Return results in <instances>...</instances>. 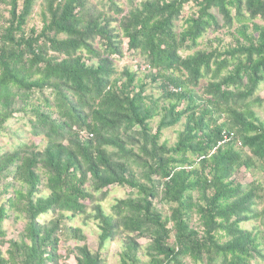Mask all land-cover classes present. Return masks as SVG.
<instances>
[{"label": "trees", "instance_id": "trees-1", "mask_svg": "<svg viewBox=\"0 0 264 264\" xmlns=\"http://www.w3.org/2000/svg\"><path fill=\"white\" fill-rule=\"evenodd\" d=\"M40 1L43 28L27 33ZM107 1L105 11L89 0H0L9 17L0 33V134L21 115L46 142L42 150L24 143L0 153V242L8 245L0 264H62V236L85 241L65 220L87 214L93 193L115 186L131 189L129 197L109 215L96 205L90 217L101 231L99 252L126 234L121 264H142L140 238L149 240L147 264L264 261V190L234 178L257 161L264 171V123L252 110L264 105L256 98L264 83V27L256 23L264 21V0H128V11ZM190 3L198 10L185 18ZM224 28H236V45L182 54ZM125 42L144 59L161 98L146 95L136 72L118 73ZM183 118L176 144H160L162 130ZM225 135L233 141L219 146ZM237 140L251 157L235 149ZM40 171L48 196L40 195ZM159 197L172 205L167 218L155 210ZM17 213L26 227L7 241L4 223ZM192 214L201 230L191 227ZM249 222L262 231L245 229ZM99 252L70 251L76 264H105Z\"/></svg>", "mask_w": 264, "mask_h": 264}, {"label": "rangeland", "instance_id": "rangeland-1", "mask_svg": "<svg viewBox=\"0 0 264 264\" xmlns=\"http://www.w3.org/2000/svg\"><path fill=\"white\" fill-rule=\"evenodd\" d=\"M94 6L100 9L108 10V1L107 0H89ZM119 5L122 6L126 11H128V0H117ZM143 0H138V2ZM197 7L194 4L190 3L184 9L183 17H188L193 15L197 11ZM43 11L44 4L42 1L38 2L34 8L33 14L31 15L28 23L25 27L27 33L32 29L40 32L43 28ZM216 14V12H214ZM112 14V13H111ZM217 15V14H216ZM218 19L221 21V17L218 16ZM9 19L7 9L5 6L0 4V33L2 27L5 26L7 20ZM259 26L264 27V21L259 20L256 22ZM182 25V22L178 23V26ZM236 28L227 29L224 28L217 32H208L199 40V47L196 50L192 51H183L184 56L193 54L195 51H210V50H219L223 52L225 49L236 45L237 36ZM124 57L122 59H115V64L118 70V73H121L125 68L130 69L132 72H136L138 76V83L147 84L146 95L154 99L162 97V91L160 89V84L152 81L148 75L150 74L149 70L146 68L145 61L142 56L134 54L131 51H128L127 42L123 45ZM115 58V57H114ZM207 84V80L203 81L200 88L196 89L199 94H202V90ZM256 98L264 99V83L260 85L258 92L256 93ZM252 102V101H251ZM250 103V102H249ZM168 102L161 101L160 107L163 108L168 106ZM257 118L260 119V122L264 123V105L261 107H254L252 109ZM225 116V115H223ZM224 118V117H223ZM161 117H156L150 122V127L153 133H156ZM185 119L171 128L162 130L160 137V144H167L168 147H173L177 140L178 135L184 129ZM31 143L37 146L40 150L45 147V141H42L41 138L33 137L30 131V126L26 119H22L21 115H16L14 119H11L4 130L0 134V153H4L8 150L19 146L20 144ZM235 149L242 151L245 157H251L250 151L245 148L242 149L240 142L237 140L235 143ZM40 174L43 176V172L40 171ZM235 180L244 185L249 186L255 184L264 190V171L260 163L257 161L255 166L251 169L241 168L238 169L234 175ZM46 178L43 176V185L41 186V196H48L50 192L45 188ZM132 190L127 187H111L105 189L101 192L93 193L94 202L90 204L87 208V214L78 215L71 220H65L67 226H72L74 228H80L83 235L85 236V241L78 242L72 238L69 239L66 235L62 236L61 243L59 245V254L63 257L61 260L62 264H76L74 259V254L70 253L76 246L87 245L91 252H99V236L101 234L99 224L93 218L90 217V214H94V207L99 205L103 208V211L106 214L112 213V208L117 204L118 201L125 200L129 197ZM11 195H8V198ZM5 198V197H3ZM4 201V200H3ZM155 210L160 212L163 218H167L170 215V206L169 204L164 203L161 198L154 200ZM257 210H261V205L256 207ZM54 215L49 214L42 217L43 221L50 220ZM191 227L201 230L199 217L195 214H192L190 219ZM26 227V220L21 214H12L11 217L4 223V229L7 232L6 240H16L20 239V235L23 233ZM172 227V224L169 225ZM243 227L249 231H262V226L259 222H249L243 224ZM135 236V234L131 235ZM126 234H119L113 241L108 242L105 247L99 252L105 260V264H121V254L123 252V243L125 241ZM138 242L143 246L142 250L139 253V258L142 264H147L149 262V257L146 254V247L149 244V240L146 238H140ZM171 242H174L172 238ZM8 249L7 244H2L0 242V251L5 254ZM263 249V247H261ZM264 252V251H263ZM264 254V253H263ZM185 264H194L189 258L184 259ZM255 264H264V261L257 260Z\"/></svg>", "mask_w": 264, "mask_h": 264}, {"label": "built area", "instance_id": "built-area-1", "mask_svg": "<svg viewBox=\"0 0 264 264\" xmlns=\"http://www.w3.org/2000/svg\"><path fill=\"white\" fill-rule=\"evenodd\" d=\"M233 139H234V136L233 135H225L223 137V140L219 143V146L226 145V143L232 142Z\"/></svg>", "mask_w": 264, "mask_h": 264}]
</instances>
